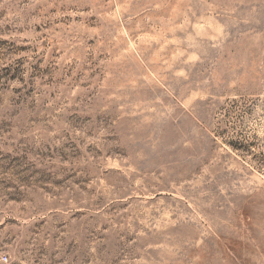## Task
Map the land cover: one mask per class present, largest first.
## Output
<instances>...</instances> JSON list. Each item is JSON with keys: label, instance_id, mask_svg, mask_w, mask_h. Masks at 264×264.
Instances as JSON below:
<instances>
[{"label": "rangeland", "instance_id": "1", "mask_svg": "<svg viewBox=\"0 0 264 264\" xmlns=\"http://www.w3.org/2000/svg\"><path fill=\"white\" fill-rule=\"evenodd\" d=\"M0 264H264V0H0Z\"/></svg>", "mask_w": 264, "mask_h": 264}]
</instances>
